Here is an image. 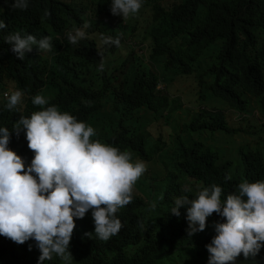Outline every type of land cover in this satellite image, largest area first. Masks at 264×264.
<instances>
[{
	"label": "clouds",
	"instance_id": "clouds-1",
	"mask_svg": "<svg viewBox=\"0 0 264 264\" xmlns=\"http://www.w3.org/2000/svg\"><path fill=\"white\" fill-rule=\"evenodd\" d=\"M0 60V264L81 261L147 198L167 232L138 264H264V0H0ZM186 76L183 123L161 86Z\"/></svg>",
	"mask_w": 264,
	"mask_h": 264
},
{
	"label": "trees",
	"instance_id": "trees-1",
	"mask_svg": "<svg viewBox=\"0 0 264 264\" xmlns=\"http://www.w3.org/2000/svg\"><path fill=\"white\" fill-rule=\"evenodd\" d=\"M3 63L0 60V71ZM76 114L91 113L88 104L74 101L68 104ZM62 109V108H61ZM89 112V113H88ZM91 124L90 120L85 119ZM147 198V197H145ZM156 205L154 209L146 206L145 200L135 201L123 213L132 215V223H124L122 233L106 244L89 242L81 261L72 264H138L140 252L149 245L159 243L167 232V213L160 200H150Z\"/></svg>",
	"mask_w": 264,
	"mask_h": 264
},
{
	"label": "rangeland",
	"instance_id": "rangeland-1",
	"mask_svg": "<svg viewBox=\"0 0 264 264\" xmlns=\"http://www.w3.org/2000/svg\"><path fill=\"white\" fill-rule=\"evenodd\" d=\"M166 3H171V0H165ZM105 18V16H103ZM102 45V44H101ZM137 50H140L141 47L137 45ZM116 53L124 58L127 56V52L124 50H116ZM162 90L168 95L180 96L182 102L184 103L182 109H177L178 114L180 115L181 122L185 123L194 117L196 110L198 109V91L194 80L191 77H179L172 81L170 84H162ZM227 119L229 124L233 129L237 131L233 133L231 137H226L227 143L224 144L230 148H239L245 143L252 145L258 136L254 135V131H258V128H253V118H242L239 119L237 114L233 111L227 110L226 112ZM170 127L171 123L167 122L165 119L152 120L148 126V131L150 135L154 138H161L163 141H169L170 137ZM261 140L264 142V134H262ZM208 142L211 143V140L208 138ZM158 170V165L154 164V171ZM193 183V182H192ZM201 185H203L201 183ZM176 244L173 245V250L175 249ZM175 251L171 253L174 255ZM1 255V253H0Z\"/></svg>",
	"mask_w": 264,
	"mask_h": 264
}]
</instances>
